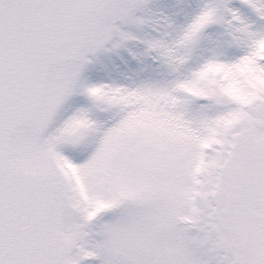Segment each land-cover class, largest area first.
Listing matches in <instances>:
<instances>
[{
    "label": "snow or ice",
    "instance_id": "6c2138e0",
    "mask_svg": "<svg viewBox=\"0 0 264 264\" xmlns=\"http://www.w3.org/2000/svg\"><path fill=\"white\" fill-rule=\"evenodd\" d=\"M0 264H264V0H0Z\"/></svg>",
    "mask_w": 264,
    "mask_h": 264
}]
</instances>
